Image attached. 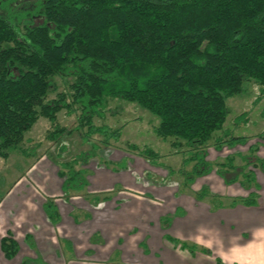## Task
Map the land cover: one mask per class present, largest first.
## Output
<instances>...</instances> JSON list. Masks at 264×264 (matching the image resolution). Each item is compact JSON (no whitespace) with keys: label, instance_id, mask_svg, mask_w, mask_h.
<instances>
[{"label":"trees","instance_id":"1","mask_svg":"<svg viewBox=\"0 0 264 264\" xmlns=\"http://www.w3.org/2000/svg\"><path fill=\"white\" fill-rule=\"evenodd\" d=\"M40 2L38 24H21L0 13L1 157L17 147L39 118L54 123L62 109L78 112L76 130L85 128L86 138L98 134L105 145L118 141L126 123L117 127L94 123L105 117L111 98L135 102L158 117L155 135L172 137L176 153H187L177 170L186 188L211 171L205 148L210 140L215 149L223 143L245 142L223 129L229 112L225 99L240 94L248 79L258 83L254 103L264 97V0ZM55 76H61L67 88L48 99ZM249 120V111L243 110L233 123ZM62 132L60 128L54 135ZM257 149L249 146L250 153ZM139 153L160 164V154L153 148ZM226 159L221 168L232 166L233 157ZM258 164L254 166L264 171V160ZM57 173L66 198L71 190L88 185L81 169ZM242 173V186L258 187L252 169ZM255 199L251 191L232 198V203L252 204ZM43 209L51 223L59 220L53 200H47ZM163 220L169 223V218ZM0 248L6 259H12L19 244L8 233L0 239ZM19 264L33 263L25 259Z\"/></svg>","mask_w":264,"mask_h":264},{"label":"rangeland","instance_id":"2","mask_svg":"<svg viewBox=\"0 0 264 264\" xmlns=\"http://www.w3.org/2000/svg\"><path fill=\"white\" fill-rule=\"evenodd\" d=\"M40 8V0H0V13L20 21L21 24L41 23L42 17L38 12ZM12 73L16 74L14 71ZM53 81L55 90H52L54 84L50 83L48 99L54 98L57 92L67 88L61 76H55ZM257 95L258 83L248 79L244 81L243 91L240 94L226 97L229 112L223 129L231 130L234 137H244L245 142L233 145L223 143L220 148L215 149L214 140L209 141L205 147L206 159L212 164L209 173L212 172L222 178L223 186H225L223 193L228 194L227 196L215 195L217 189L212 190L206 181L200 189L207 194L198 195L196 199L204 197L205 201L226 207L228 205L226 201L229 199L244 197L236 190L249 192L256 188L253 186L249 189L242 186L240 182L243 180L242 172L247 169H252L254 174L262 171L258 162L264 160V116H261L264 109V97L254 103ZM243 110L249 111V122L235 125L233 118ZM77 116L78 112L68 114L65 109H62L57 113L54 123L47 118H39L29 130L24 132L23 140L17 147L9 150L6 158L0 156V201L2 200L0 226H5L9 235L14 237V230L11 229H15V233H21L17 230L27 229L30 225H37L39 229L43 224V227H48V220H41L37 214L41 212V206L38 204H41L40 202L45 198L46 201L53 200L57 209L59 206L63 220L55 224L50 223L51 229L46 232L41 228L38 238L60 241L64 238L63 236H69L76 240V250L84 258L70 264H164L160 260V256H164L162 254H177L178 264H228L224 262L223 257L217 263L210 261L212 259L209 253L201 252L197 246H190L191 243L183 242L181 238L173 236L172 232L171 240H168L169 223L165 224V220L161 219L157 222V216L145 215V219L138 220V209L145 207L146 212H152L145 202L151 201L152 203H148L152 206L160 201L159 198L151 197L152 194L149 192L156 191L160 198L167 201L168 193L175 188L183 193L189 188L182 185L183 176L177 171L187 153L185 151L176 153V149L170 145L172 137L164 140L155 135L152 129L157 125L158 117L135 102L117 98L109 99L105 117L95 118L94 123H104L111 127L124 123L126 125L118 141L111 140L105 145L98 134L86 138L85 128L76 130ZM60 128L63 132L55 136L54 133ZM132 145L136 147L133 148ZM250 145L257 146L258 149L250 153ZM145 147H151L160 154V164H152L146 156L139 153ZM229 155L233 157L232 166L221 168L220 163L227 162L226 158ZM246 157L250 158L245 160ZM75 158L77 162L74 161ZM246 161H251L248 166ZM63 162H68V166H62ZM255 163L260 165V168L254 166ZM191 165L189 164L187 168L190 169ZM70 167L76 171L83 170L89 181L97 179L101 172L106 171L110 175L103 177L105 180L103 186L90 182V186L86 185L81 190H71L68 197L74 198L69 201L68 197L62 194L60 184L63 179L57 172L60 170L68 173ZM171 169L174 172L171 173ZM216 170H219L220 174ZM128 178L131 181L125 182ZM89 188L91 191L96 190L93 191L94 194L89 193ZM233 190L236 191L234 197L229 195ZM135 191L147 194V200L144 202L145 196L141 199L135 198L138 194ZM192 191L191 189L188 192L193 193ZM95 194L98 197L97 200H93ZM84 195H88L87 200L84 199ZM63 197L68 201H65ZM104 197L107 198L103 200ZM217 197L220 199H218L220 204L214 201ZM36 209L35 215L29 212ZM58 214L60 215L59 211ZM32 218L36 219V222L31 224ZM155 224H159L163 231L166 230L164 233L168 241L163 240L165 244L160 247L149 238L148 234L146 235L148 231L143 229L144 225L149 227L151 225L154 228ZM8 233L5 232V234ZM24 237L28 239L27 233ZM100 243L101 246L95 245ZM59 248L63 250L62 259L65 264H68L66 263L67 251L62 246ZM62 259H59L60 263ZM35 263L41 264V261ZM45 264L59 263L55 258V261Z\"/></svg>","mask_w":264,"mask_h":264},{"label":"crops","instance_id":"3","mask_svg":"<svg viewBox=\"0 0 264 264\" xmlns=\"http://www.w3.org/2000/svg\"><path fill=\"white\" fill-rule=\"evenodd\" d=\"M105 175L108 176L110 174L105 171L101 172L100 176L97 177V179L89 181L86 178L88 186L91 185L90 182H96L99 183L100 186H103V183L105 181L103 177ZM126 180L127 181L125 182L131 181L129 178ZM206 181L208 182L212 190H215L213 188L217 189V191H215V195L227 196L228 193H223V188L225 186H223L224 182L222 178L212 172L208 175L195 178L194 182L188 186L189 188L187 187L188 189L185 191V193L178 191V189L176 190V188L173 191H170V193H168L169 195H167V201L160 198L156 191L154 193L149 192L152 194L151 197L160 199L159 202L155 201L157 205L151 206V201L148 200V202L150 203L145 202L147 200L146 197H148L147 194L145 195L140 191H135L136 193L140 194L135 195V198L138 197L141 199L142 196H145L143 200L146 205L151 208L150 210L152 211L146 212L145 207L138 209L137 217L139 219H137H145V215L157 216V222L160 221V219L163 220L164 218H169V237L173 234V236L181 238L183 242L191 243L189 244L190 246L199 247V250L201 252L209 253L211 255L212 260L210 261L214 263L221 261L220 258L223 257L224 262L228 264H264V171H259L255 174V181L258 185L257 188L251 189L249 192L245 191L244 189H242L244 190L242 192L241 190H236L238 194H241L244 197L246 196V194H249L251 191H253L256 194V201L252 204H242L238 202L233 204L231 198L226 201V203L228 204L226 207H221L222 205H215L214 203L205 201L204 197H202L201 199H196V196H198L202 191L200 189L201 186L204 185V182ZM117 183H120V181H117ZM61 185L62 182L60 184V188ZM228 186L230 187V185ZM191 189L193 190V193L188 192ZM93 191L96 190L91 191L89 188V193L94 194ZM236 191L233 190L229 195L234 197V192ZM84 196V199L87 200L88 195ZM212 196H214V194H212ZM71 198L74 197L70 196L68 197V200L70 201ZM106 198L107 197H104L103 200H105ZM63 199L65 201H68L65 197H63ZM97 199L98 197L96 196V194L93 195V200ZM218 199L219 197L213 200L220 204V199ZM45 202L46 200L44 198L40 202L41 204H38L39 206H41V212L37 214L39 215L41 220L44 219L45 221H47L48 218L43 209V205ZM36 211L37 209L31 210L29 212L35 215ZM58 211L60 213V219L58 221L60 222L63 220V214L62 211H60L59 206ZM73 220L75 221L74 218ZM33 222H36V219L32 218L31 224ZM50 223L51 222L48 220L47 228L43 227V224V226L41 227L43 228L42 230L46 232L48 231V229H51L52 224L55 223ZM60 224H62V222ZM4 227L5 226H0V239L3 236L7 235L5 234V232L8 233V229ZM150 227L144 225L143 229L148 231L146 235L148 234L149 238H151V240H153L158 247L163 246V244H165L163 240H165L166 242L168 241V238H165L164 233L166 230L163 231L159 224H155L154 228L151 225ZM41 228L39 229L37 225H30V227L27 229L17 230L21 233H15L16 230L10 228L12 231L14 230V238L19 243V251L12 259H6L0 248V264H19L25 259L31 261L33 264H36L35 262L38 261H41V264H45L53 262V260L55 261V258L57 259V262L59 264H65V261L61 257V254H63V250H61L59 246L64 247L67 251L68 257H66L68 261L66 263L68 264L76 262L78 260L81 261L84 258V256L78 254V251L76 250V240L74 241V239L69 236H63L64 238H61L60 241H55L51 238L40 240L38 238V234L41 232ZM171 232L172 234H170ZM25 233H27L28 239H25ZM104 241L106 242L105 239ZM95 245L101 246L102 244L100 243V245ZM162 255L164 256H160V260L164 264H178L177 259L179 257L177 256V254ZM109 257L111 258V256ZM59 259L63 260L62 263H60ZM207 260L209 261L208 258Z\"/></svg>","mask_w":264,"mask_h":264}]
</instances>
